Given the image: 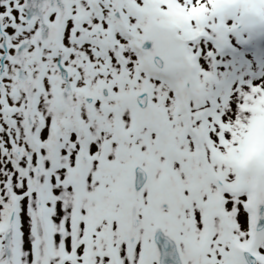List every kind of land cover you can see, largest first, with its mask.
I'll list each match as a JSON object with an SVG mask.
<instances>
[{"label": "snow or ice", "instance_id": "1", "mask_svg": "<svg viewBox=\"0 0 264 264\" xmlns=\"http://www.w3.org/2000/svg\"><path fill=\"white\" fill-rule=\"evenodd\" d=\"M0 264H264V0H0Z\"/></svg>", "mask_w": 264, "mask_h": 264}]
</instances>
